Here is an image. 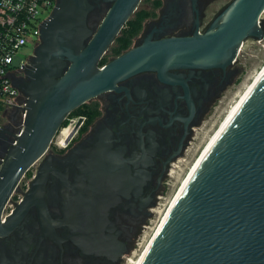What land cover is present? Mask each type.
Wrapping results in <instances>:
<instances>
[{"label": "water", "instance_id": "water-1", "mask_svg": "<svg viewBox=\"0 0 264 264\" xmlns=\"http://www.w3.org/2000/svg\"><path fill=\"white\" fill-rule=\"evenodd\" d=\"M108 1L112 4L101 23L91 28V0H57L42 25L27 76L14 79L27 97V114L21 134L11 125L0 130V141L8 139L0 154V237L20 229L42 200L52 170L49 160L39 166L24 199L6 213L27 172L46 155L75 109L145 71L186 88L172 70L225 69L237 61L245 40L264 38V0H234L203 33L197 24L191 36L150 35L101 64L142 0ZM142 150L136 179L119 150L104 144L89 152L80 166L86 182L79 178L68 186L74 195L63 200L65 216L44 220L41 239L72 240L86 253L115 255L119 242L104 212L119 204L113 201L119 194L141 192L145 173L140 167L149 161V151ZM56 227L64 228L62 238ZM141 264H264V76L189 180Z\"/></svg>", "mask_w": 264, "mask_h": 264}, {"label": "flooded vegetation", "instance_id": "flooded-vegetation-1", "mask_svg": "<svg viewBox=\"0 0 264 264\" xmlns=\"http://www.w3.org/2000/svg\"><path fill=\"white\" fill-rule=\"evenodd\" d=\"M148 1V7L140 8V2L136 10L150 13L143 21L140 33L118 55L111 52L114 41L107 52L109 54L105 55H108V61L143 43L150 35L152 39L191 36L197 24L203 33L221 12L208 17L213 0H195V3L194 0ZM91 2L95 7L88 23L91 28H97L112 3L108 0ZM233 65L225 69L172 70L171 73L179 76L186 88L182 82L163 80L156 71L141 72L119 82V90L105 92L86 102L93 105L92 111L71 115L84 117L77 122L73 132L72 126H64L72 132L65 148L52 142L46 155L36 163L30 183L43 162L49 160L52 164L42 196L45 205L40 200L41 206L34 205L28 211L20 229L0 237V264H125L148 218L153 216V208L159 202L175 161L186 155L196 139V129L234 84L239 70ZM7 141V138L0 141V154ZM104 144L111 151L119 150L122 159L130 160V177L135 179L138 155H142V149L149 151V161L146 160L140 167L145 173L141 192L134 188L126 195L119 194V198H113L119 204L104 212L112 221L113 234L119 242L116 254L94 255L84 252L72 240L58 244L50 236L41 239L44 220L65 216L63 200L67 195H74L73 189L68 186L75 184L79 178H82V183L86 182L80 166L85 165L87 154L98 151ZM30 183L23 192L28 190ZM24 196L18 198L14 195L11 198L6 208L8 214ZM68 213L71 216L73 212ZM56 231L59 238L66 234L64 228L56 227Z\"/></svg>", "mask_w": 264, "mask_h": 264}, {"label": "built area", "instance_id": "built-area-1", "mask_svg": "<svg viewBox=\"0 0 264 264\" xmlns=\"http://www.w3.org/2000/svg\"><path fill=\"white\" fill-rule=\"evenodd\" d=\"M57 0H0V130L11 125L15 134H21L27 114V97L15 85V78H25L27 68L41 43V28L50 17ZM32 45L33 53L20 57L22 49ZM82 116L67 117L66 126L72 132ZM60 128L53 143L65 148L71 136ZM2 159V158H1ZM3 160V159H2ZM6 213H8L6 211Z\"/></svg>", "mask_w": 264, "mask_h": 264}, {"label": "rangeland", "instance_id": "rangeland-1", "mask_svg": "<svg viewBox=\"0 0 264 264\" xmlns=\"http://www.w3.org/2000/svg\"><path fill=\"white\" fill-rule=\"evenodd\" d=\"M234 0H213L212 4L208 10V17H213L218 12L222 11L226 6H228ZM150 5V1L144 0L140 3V8H146ZM262 25L264 27V13L262 15ZM34 47L32 45H27L22 49L20 57L25 55H30L33 53ZM109 54V53H107ZM108 56V55H107ZM264 64V38L261 40H256L253 38H248L245 40L237 61L234 63V67L238 68V75L235 79L234 84H232L229 89L219 98L216 105L212 108L211 112L204 119L201 126L196 129V139L190 145L188 152L185 156L179 158L175 161L176 164L172 167L170 171V176L164 184V191L159 197V202L153 208V216L148 218L147 224L144 226L143 231L137 238V243L132 252L127 255L125 264H127L128 258L137 256L142 249L144 244L153 234L154 229L158 225L163 212L167 208L171 198L178 189L182 179L188 172V169L194 162L195 158L201 154L203 146L213 134L214 130L218 127L220 122L225 117L226 113L232 105L237 100V94L242 92L244 86L248 83L249 79L256 74V72ZM63 135L69 136L71 132L64 127ZM36 169V164L27 172L25 178L20 184V191L15 194L18 198L23 195V190H25L30 180L32 179ZM7 211V210H6Z\"/></svg>", "mask_w": 264, "mask_h": 264}, {"label": "bare ground", "instance_id": "bare-ground-1", "mask_svg": "<svg viewBox=\"0 0 264 264\" xmlns=\"http://www.w3.org/2000/svg\"><path fill=\"white\" fill-rule=\"evenodd\" d=\"M264 76V64L263 66L256 72L254 76H252L248 83L244 86L242 92H239L237 94V100L232 105L230 110L227 111L225 117L220 122L218 127L214 130L213 134L209 137L205 145L203 146V150L200 155H198L190 168L188 169L187 174L182 179L178 189L176 190L175 194L171 198L167 208L162 214V217L156 226V228L153 231V234L150 236V238L147 240L146 244H144L142 251L137 254V256L128 258L127 264H141L144 256L146 255L147 251L149 250L152 242L154 241L155 237L157 236L158 232L162 228L164 222L166 221L168 215L170 214L172 208L174 207L176 201L181 196L182 192L184 191L185 187L187 186L189 180L193 176V174L196 172L197 168L200 166L202 161L204 160L205 156L208 154V152L211 150L212 146L215 144V142L218 140L219 136L222 134V132L225 130V128L228 126V124L231 122V120L234 118L235 114L238 112L240 107L243 105V103L246 101L248 96L251 94L253 89L256 87V85L259 83L261 78Z\"/></svg>", "mask_w": 264, "mask_h": 264}, {"label": "trees", "instance_id": "trees-1", "mask_svg": "<svg viewBox=\"0 0 264 264\" xmlns=\"http://www.w3.org/2000/svg\"><path fill=\"white\" fill-rule=\"evenodd\" d=\"M149 15H150L149 12L140 10L136 12L129 19V21L126 23V25L122 29L120 35L116 38L114 45L111 47V52L114 55L120 54L124 49L128 48L132 44L133 38L140 33L142 26H143V21ZM107 61H108V57L105 56L102 59L101 64H104ZM92 108H93V105L83 104L82 106L75 109L71 113V115L87 114L88 112L92 111ZM66 124L67 122L64 123V126H66Z\"/></svg>", "mask_w": 264, "mask_h": 264}]
</instances>
